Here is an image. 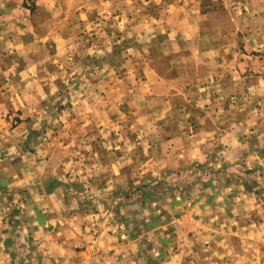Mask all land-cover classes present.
<instances>
[{
  "label": "rangeland",
  "instance_id": "374dc122",
  "mask_svg": "<svg viewBox=\"0 0 264 264\" xmlns=\"http://www.w3.org/2000/svg\"><path fill=\"white\" fill-rule=\"evenodd\" d=\"M0 87V155L33 170L0 181L18 264L192 261L211 231L264 261V0H0ZM66 222L129 254L68 262Z\"/></svg>",
  "mask_w": 264,
  "mask_h": 264
},
{
  "label": "crops",
  "instance_id": "0c3cea01",
  "mask_svg": "<svg viewBox=\"0 0 264 264\" xmlns=\"http://www.w3.org/2000/svg\"><path fill=\"white\" fill-rule=\"evenodd\" d=\"M22 90L21 92H17L16 95L19 98L18 94L22 95L24 93L22 87L18 88ZM5 92L0 87V101H5ZM12 98L13 102L10 108L14 109H21V99L19 98ZM5 103L3 106H5ZM1 107V106H0ZM5 124H8L4 120V118H0V128L3 127ZM20 126V124H18ZM17 125V126H18ZM18 127H14L10 131V135L7 137L10 139L11 143L12 139L13 141L18 145V142L21 140V135L18 133ZM1 130V129H0ZM12 148V146H11ZM24 156L22 155V152L15 153L12 150L8 152H4L2 155H0V181L7 182V189H17V187H21L23 182L24 184H28V180L32 178V167L31 166H23L21 164V158ZM19 158V159H18ZM18 159V160H17ZM13 200H16V196L14 195ZM3 216L0 212V224L2 223ZM66 230H64V233L62 234V237L64 239L68 240V242L71 240V246L67 245L65 247H61L57 253H61L63 256H67L66 260L68 262H80V258L84 257L85 254H87V251H116L119 252V248L123 249L124 247V253L129 254V246H126L128 243H125L124 246L121 245L120 238L115 231H99L98 233H94L95 235H92V232L89 231L87 233L86 231L81 232L79 230H75L73 228H70L69 224L66 222ZM34 229V226H32ZM43 226H40L38 224H35V231L31 230L28 232V234H25V238L29 241V246L31 248L32 252H38V245L36 246L37 240L39 239V234H43L46 231H40ZM10 229H0V264H18L20 259L17 257V254L22 252L20 248H16V246H12V244L9 246L7 243H13V240L21 239V236H18V232ZM59 234V233H58ZM81 234V235H80ZM205 234V232H199L195 235V238H199L202 235ZM88 236L93 237L92 243H89L85 246V243L81 245L80 248H74L73 243L76 238L83 237L88 238ZM207 240L209 241L207 247H203V249L207 250L208 255H199V257H194L192 261L184 260V255L181 253L175 254L172 256H163L164 261L161 264H264V261L257 255L259 253L257 252L256 247H246L245 242V235H242L238 233V245L237 247H231L230 246V235L228 233H224L222 231H211L207 233ZM81 238V239H83ZM243 240V243L241 242ZM33 244V245H32ZM27 248V247H26ZM25 250L27 251V248ZM78 249V250H76ZM30 251V249H29ZM28 252V251H27ZM42 254V253H40ZM49 254H53V251ZM126 255V254H125ZM169 259V261H166ZM41 262H46V258L42 259ZM38 260H35L34 264H38ZM48 262H53L52 259H48Z\"/></svg>",
  "mask_w": 264,
  "mask_h": 264
}]
</instances>
